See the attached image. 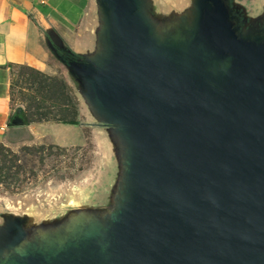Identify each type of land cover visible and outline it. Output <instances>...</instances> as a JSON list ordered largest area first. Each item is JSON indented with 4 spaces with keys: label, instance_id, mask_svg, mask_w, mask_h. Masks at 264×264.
<instances>
[{
    "label": "water",
    "instance_id": "water-1",
    "mask_svg": "<svg viewBox=\"0 0 264 264\" xmlns=\"http://www.w3.org/2000/svg\"><path fill=\"white\" fill-rule=\"evenodd\" d=\"M101 1L107 52L69 67L127 145V199L104 234L3 264H264V40L238 35L224 0H197L184 49L137 0Z\"/></svg>",
    "mask_w": 264,
    "mask_h": 264
},
{
    "label": "rangeland",
    "instance_id": "rangeland-1",
    "mask_svg": "<svg viewBox=\"0 0 264 264\" xmlns=\"http://www.w3.org/2000/svg\"><path fill=\"white\" fill-rule=\"evenodd\" d=\"M137 1L159 44L187 47L197 0ZM224 2L238 35L264 40V0ZM91 3L92 23L100 27L103 3ZM80 89L62 64L47 75L25 67L13 71V114L21 109L25 123L10 127L0 140V264L29 251L55 255L104 234L127 199V145ZM71 216H79V223L59 230ZM10 228L20 236H8Z\"/></svg>",
    "mask_w": 264,
    "mask_h": 264
},
{
    "label": "crops",
    "instance_id": "crops-1",
    "mask_svg": "<svg viewBox=\"0 0 264 264\" xmlns=\"http://www.w3.org/2000/svg\"><path fill=\"white\" fill-rule=\"evenodd\" d=\"M92 9L91 0H0V140L10 129L14 113L11 81L15 68L47 75L62 64L85 94L81 79L57 50L67 57L101 60L107 52L104 26L103 21L100 27L92 23Z\"/></svg>",
    "mask_w": 264,
    "mask_h": 264
},
{
    "label": "trees",
    "instance_id": "trees-1",
    "mask_svg": "<svg viewBox=\"0 0 264 264\" xmlns=\"http://www.w3.org/2000/svg\"><path fill=\"white\" fill-rule=\"evenodd\" d=\"M57 52H58V55L61 57V59H62L64 62H66V63H68V62H74V61H76V62H81V63L85 62V60H84L83 58L79 57V56L74 55V56H69V57H67V56H66L64 53H62L61 51L57 50ZM15 112H20L21 117H22V119L24 120V123H25V118H24V116H23V114H22L21 109H17ZM13 115H14V114H13ZM13 115H12V117H13ZM12 117H11V119H12ZM11 119H10V121H11ZM63 123H64V124H68V125H77V124H78V123L75 122V121H66V122H63ZM9 126H11L10 123H9Z\"/></svg>",
    "mask_w": 264,
    "mask_h": 264
},
{
    "label": "bare ground",
    "instance_id": "bare-ground-1",
    "mask_svg": "<svg viewBox=\"0 0 264 264\" xmlns=\"http://www.w3.org/2000/svg\"><path fill=\"white\" fill-rule=\"evenodd\" d=\"M79 216H71L65 220V222L59 227V230L69 231L72 230L79 223ZM41 239L44 238L43 234H40ZM24 243V242H23Z\"/></svg>",
    "mask_w": 264,
    "mask_h": 264
},
{
    "label": "flooded vegetation",
    "instance_id": "flooded-vegetation-1",
    "mask_svg": "<svg viewBox=\"0 0 264 264\" xmlns=\"http://www.w3.org/2000/svg\"><path fill=\"white\" fill-rule=\"evenodd\" d=\"M226 3V2H225ZM231 18V17H230ZM231 20V19H230ZM232 22V21H231ZM233 23V22H232ZM233 26H234V23H233ZM13 235H17V231L13 232L12 233Z\"/></svg>",
    "mask_w": 264,
    "mask_h": 264
}]
</instances>
